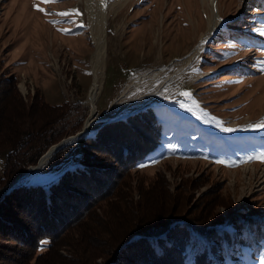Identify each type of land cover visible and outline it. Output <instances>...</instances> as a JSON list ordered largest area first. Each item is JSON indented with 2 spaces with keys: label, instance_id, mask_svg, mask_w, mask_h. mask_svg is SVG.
I'll use <instances>...</instances> for the list:
<instances>
[{
  "label": "rangeland",
  "instance_id": "rangeland-1",
  "mask_svg": "<svg viewBox=\"0 0 264 264\" xmlns=\"http://www.w3.org/2000/svg\"><path fill=\"white\" fill-rule=\"evenodd\" d=\"M91 1L0 0V76L17 78L23 100L38 91L44 103L65 105L64 121L79 125L76 133L90 114ZM104 20L94 117L118 119L152 107L161 130L157 146L130 173L131 187L157 175L171 196L185 194L188 206L218 193L232 212L217 206L216 213L225 222L233 218L234 227H216L229 241L216 243L212 263L223 264L220 255L226 264H264L255 234L264 221V0H106ZM219 20V30L229 28L216 35ZM193 50L180 73L179 62ZM81 144H68L61 160L44 164L27 184L46 188L78 167ZM190 235L186 264L204 247V239ZM241 241L249 249L234 262Z\"/></svg>",
  "mask_w": 264,
  "mask_h": 264
},
{
  "label": "trees",
  "instance_id": "trees-1",
  "mask_svg": "<svg viewBox=\"0 0 264 264\" xmlns=\"http://www.w3.org/2000/svg\"><path fill=\"white\" fill-rule=\"evenodd\" d=\"M16 84L17 78L0 76V189L79 128L64 121L65 105L44 103L38 91L23 100ZM160 136L152 107H145L81 137L78 167L46 188L26 182L4 196L0 264H186L185 248L195 239L190 232L204 239L190 264H213L210 253L218 252L216 243L229 241L216 227H234L233 218L225 222L216 207L231 214L230 202L209 193L188 206L187 196H171L157 175L139 188L130 185V173ZM68 146L46 164L61 160ZM257 233L256 241L264 245V221ZM245 243L237 245L234 262L249 249ZM219 257V263L230 262Z\"/></svg>",
  "mask_w": 264,
  "mask_h": 264
},
{
  "label": "bare ground",
  "instance_id": "bare-ground-1",
  "mask_svg": "<svg viewBox=\"0 0 264 264\" xmlns=\"http://www.w3.org/2000/svg\"><path fill=\"white\" fill-rule=\"evenodd\" d=\"M105 1L106 0H92V11L89 14V26H90V32H91V39L94 44V54L91 57V73H92V82L88 89L87 93V99L85 104L89 106L90 108V118L88 116V119L84 122L82 126V131H90L88 130L91 124H94V122L99 121V119H96L94 117V112L96 109H94V104L97 100V97L101 90V72L103 67V57L105 55L104 50V39H105V32L102 29V26L104 25V12H105ZM96 5V6H95ZM78 16V14H76ZM220 21V20H219ZM224 24V22L220 21V27ZM218 26V27H219ZM216 28L215 24H211L208 28L207 35L210 36ZM212 38V37H211ZM210 38V39H211ZM209 39V40H210ZM195 53V50H193L190 55L187 57V59L180 61V70L179 72H183L191 63V57ZM144 75V74H143ZM143 75L138 76L136 79L132 80L130 83V86L136 85L138 82L141 81ZM106 118V117H105ZM52 154L50 152H47L39 161V167H43V165L51 158ZM38 168V167H37ZM37 168L31 169L29 168L27 171L23 172L21 175V181L19 184L23 183L25 181V178L30 176L34 170ZM251 168H244L242 171L245 173L247 170Z\"/></svg>",
  "mask_w": 264,
  "mask_h": 264
},
{
  "label": "water",
  "instance_id": "water-1",
  "mask_svg": "<svg viewBox=\"0 0 264 264\" xmlns=\"http://www.w3.org/2000/svg\"><path fill=\"white\" fill-rule=\"evenodd\" d=\"M220 29V26L219 27H217V29L215 30V33L214 34H216L217 33V31ZM213 34V35H214ZM213 37V36H212ZM210 41V40H209ZM209 41H207V42H209ZM94 114H95V112H94ZM106 118H104V117H101V118H99V121H96V122H100L99 124L101 125V124H104V123H108V122H112V121H115V120H117V119H113V118H111V117H108V115H106L105 116ZM99 125V126H100ZM97 128V127H96ZM95 128V129H96ZM94 129V130H95ZM93 130V131H94ZM88 133H90V131H82V130H80L78 133H76V134H74L73 136H69V137H66V138H64V139H62L59 143H57L56 145H53V146H51L43 155H41L39 158H38V160H37V162H36V164H35V166H32V167H28V168H31V169H34V168H37L36 170H34L33 172H32V174L30 175V176H28L27 178H25V181L23 182V183H21V184H19V182L21 181V177L23 176V175H18L14 180H12L10 183H8L5 187H3V188H1L0 189V200L4 197V196H6V195H8L13 189H15L16 187H18V186H23L24 185V183L26 182V181H28L30 178H31V176H33L36 172H38L42 167H39V161H40V159L47 153V152H50L52 155H54L57 151H59L60 149H62L64 146H66V145H68V144H70V143H72V142H75V141H77V140H79L81 137H83L84 135H86V134H88ZM48 162V161H47ZM46 162V163H47ZM45 163V164H46ZM27 168V169H28ZM26 169V170H27ZM25 170V171H26ZM133 239H135V237L133 238ZM132 240V239H131Z\"/></svg>",
  "mask_w": 264,
  "mask_h": 264
},
{
  "label": "snow or ice",
  "instance_id": "snow-or-ice-1",
  "mask_svg": "<svg viewBox=\"0 0 264 264\" xmlns=\"http://www.w3.org/2000/svg\"><path fill=\"white\" fill-rule=\"evenodd\" d=\"M40 3H44V4H48L51 2V0H39ZM34 8L37 10V11H41L43 12V9L42 8H38L36 7V5L34 4ZM73 13H60V15L62 16H68V15H72ZM75 14H78V13H75ZM185 96L189 95L188 93H184ZM226 131H231V129H225ZM252 159V158H250ZM262 162H264V160H262ZM46 243V242H45Z\"/></svg>",
  "mask_w": 264,
  "mask_h": 264
}]
</instances>
